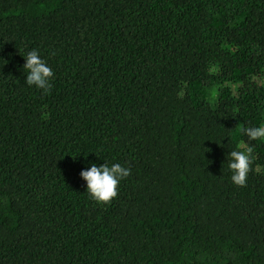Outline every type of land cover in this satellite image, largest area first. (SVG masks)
Masks as SVG:
<instances>
[{"label":"trees","instance_id":"1","mask_svg":"<svg viewBox=\"0 0 264 264\" xmlns=\"http://www.w3.org/2000/svg\"><path fill=\"white\" fill-rule=\"evenodd\" d=\"M261 124L264 0H0V264H264V141L228 167Z\"/></svg>","mask_w":264,"mask_h":264},{"label":"clouds","instance_id":"2","mask_svg":"<svg viewBox=\"0 0 264 264\" xmlns=\"http://www.w3.org/2000/svg\"><path fill=\"white\" fill-rule=\"evenodd\" d=\"M24 58L26 60L24 68L27 70L26 83L30 86L34 85L44 92H49L52 88L50 81L54 79L53 70L46 61L40 58L35 49L29 51ZM241 131L247 137L248 143L240 145L229 153L228 167L232 172V182L237 186L245 187L254 160L251 142L264 141V124L245 127ZM130 174L131 169L123 167L119 163L111 166L105 163L100 166L92 164L89 169L80 173L87 182V193L90 198L102 205L110 204L118 196L120 181Z\"/></svg>","mask_w":264,"mask_h":264}]
</instances>
